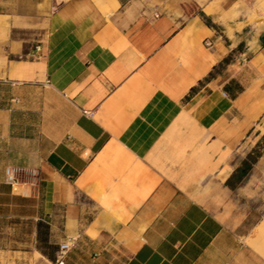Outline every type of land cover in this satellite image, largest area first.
Segmentation results:
<instances>
[{
    "label": "crops",
    "instance_id": "obj_1",
    "mask_svg": "<svg viewBox=\"0 0 264 264\" xmlns=\"http://www.w3.org/2000/svg\"><path fill=\"white\" fill-rule=\"evenodd\" d=\"M240 2L0 0V223L32 220L51 264L70 238L66 264H264L191 196L264 131V11Z\"/></svg>",
    "mask_w": 264,
    "mask_h": 264
},
{
    "label": "rangeland",
    "instance_id": "obj_2",
    "mask_svg": "<svg viewBox=\"0 0 264 264\" xmlns=\"http://www.w3.org/2000/svg\"><path fill=\"white\" fill-rule=\"evenodd\" d=\"M259 5H263V3L259 4V0H241L236 8L242 6L243 9L248 10L249 22L254 23L258 19L256 14ZM262 127H258L248 141L231 154L234 166L240 167L250 159V156L254 158L262 154L263 157L253 165L250 173L242 181L236 177L231 180L230 185H237L236 189L225 187L228 173L232 171L229 165H225L221 171L218 169V173L206 181V184H198L191 196L220 216L236 246L247 249L264 262V241L255 240L256 230L264 226V131ZM27 211L30 212V210ZM32 228V220L26 218H12L0 223V247L10 251L18 249L21 252L30 253L11 257L0 256V264H51L34 251ZM17 229L24 235V241L18 243L15 231Z\"/></svg>",
    "mask_w": 264,
    "mask_h": 264
},
{
    "label": "built area",
    "instance_id": "obj_3",
    "mask_svg": "<svg viewBox=\"0 0 264 264\" xmlns=\"http://www.w3.org/2000/svg\"><path fill=\"white\" fill-rule=\"evenodd\" d=\"M156 17H159L158 15ZM211 47V43H206ZM39 51V48H37ZM85 114H88L85 112ZM91 115V114H89ZM39 182V172L26 168H11L7 171V184L12 187H34ZM78 238H70L59 246L55 264H66V260L75 247Z\"/></svg>",
    "mask_w": 264,
    "mask_h": 264
},
{
    "label": "trees",
    "instance_id": "obj_4",
    "mask_svg": "<svg viewBox=\"0 0 264 264\" xmlns=\"http://www.w3.org/2000/svg\"><path fill=\"white\" fill-rule=\"evenodd\" d=\"M249 158L250 159L245 161L243 166L237 170L236 175L234 176L236 178H239L240 181H242V179H244L250 173L253 165L256 164L260 158H262V154H258L254 158L250 156ZM230 182L231 181L227 183V186H229L232 190L236 189L237 185L231 186ZM48 238H49V227L43 223H40L38 225V241H39L38 250L49 260L54 261V253L57 248L49 244ZM58 250L59 249H57V251Z\"/></svg>",
    "mask_w": 264,
    "mask_h": 264
},
{
    "label": "bare ground",
    "instance_id": "obj_5",
    "mask_svg": "<svg viewBox=\"0 0 264 264\" xmlns=\"http://www.w3.org/2000/svg\"><path fill=\"white\" fill-rule=\"evenodd\" d=\"M261 3H263V5H259L258 6V9L259 10H261V11H264V0H259V4H261ZM232 9V8H231ZM258 10V11H259ZM207 12H208V14H213V10H207ZM230 12V11H229ZM237 13V12H236ZM263 14V13H262ZM235 10L233 9L226 17H225V19H231V18H233V17H235ZM257 15V14H256ZM263 16V15H262ZM257 18V17H256ZM224 19V20H225ZM224 22V21H223ZM254 237V236H253ZM255 240H257L258 242L259 241H264V226H263V228H259V230H256V239ZM254 240V241H255ZM257 250H258V248H257Z\"/></svg>",
    "mask_w": 264,
    "mask_h": 264
}]
</instances>
